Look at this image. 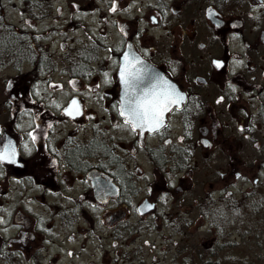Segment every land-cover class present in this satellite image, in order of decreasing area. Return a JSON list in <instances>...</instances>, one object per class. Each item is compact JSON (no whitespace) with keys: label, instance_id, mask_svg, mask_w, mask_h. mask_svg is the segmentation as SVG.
I'll return each mask as SVG.
<instances>
[{"label":"flooded vegetation","instance_id":"flooded-vegetation-1","mask_svg":"<svg viewBox=\"0 0 264 264\" xmlns=\"http://www.w3.org/2000/svg\"><path fill=\"white\" fill-rule=\"evenodd\" d=\"M135 1L0 0V151H16L0 160V264H94L89 244L118 255L124 220L162 264H248L225 259L219 224L249 199L258 230L236 231L264 244V163L248 164L264 158V0ZM125 55L137 92L184 93L158 127L124 115ZM201 215L216 236L195 259L182 240Z\"/></svg>","mask_w":264,"mask_h":264},{"label":"rangeland","instance_id":"rangeland-1","mask_svg":"<svg viewBox=\"0 0 264 264\" xmlns=\"http://www.w3.org/2000/svg\"><path fill=\"white\" fill-rule=\"evenodd\" d=\"M136 4L140 0L135 1ZM133 2L130 5V14L135 15L139 12L138 6ZM129 10V9H128ZM126 10V11H128ZM146 12V11H145ZM90 14V13H89ZM90 17L94 16H89ZM97 22V18L95 20ZM94 21V23H95ZM91 25L89 24V27ZM92 28L95 29V25H92ZM80 31L72 32L76 37L80 35ZM194 159L191 158V161ZM261 163H264V158H259L256 159L255 161L252 158L248 159V164L250 166H257ZM138 165L144 168V171L148 172L146 170L147 168L150 167L149 162L147 159L140 157L138 161ZM195 166V162L194 165ZM191 182L195 183V170L191 171ZM198 178L200 180L204 179L203 172L198 173ZM200 185H202L201 181H198ZM253 201L249 199L246 204H243L242 206L236 208V209H229L228 207L225 208V215L223 216L225 219L230 221H225L224 223L219 224L220 227L223 229H226V231L231 230L232 232L229 234L228 238L226 240H230L231 246L227 251H225L226 254V260L230 262H237L240 259H245L248 264H264V249L262 246L264 244L258 245L257 242L258 240L254 238H250V236L246 239H243L240 233H237L236 228L240 232H244L247 226H254L255 230H258V227L256 226V218H257V213L254 210L253 206ZM200 217H202L203 220H199ZM125 217H122L120 220L124 219ZM199 220V221H198ZM211 219L207 218L206 216H199L198 218L195 219V236L188 238V239H183V246L184 248L190 249L193 247L195 243V247L198 246V248H195V259H197L198 255L196 254L197 251L202 250V252H205V257H208V252L210 251L211 244L213 242V232L215 231V226L211 223ZM234 222V223H231ZM252 222V223H251ZM247 223V224H246ZM108 224L105 225L104 229L106 230ZM230 227V229H227ZM129 225L126 220L122 221L119 227V242H120V249H119V254L113 252L111 254H105L104 251L101 250V248H98V253H92V245L91 243L89 244V250L87 252V258L88 262H91V259H94V264H115L117 262L116 258L119 259V264H134V259L136 260L137 263H147V264H162L164 262V259L167 258V254H159L157 256V253L155 249L147 247V240L146 238H141V239H135L132 240V236L129 234ZM234 236H238L237 239H235ZM241 236V237H240ZM240 237V238H239ZM178 244H180V239L175 238L174 239ZM237 240V241H236ZM90 241V239H88ZM151 244L155 243L154 239H149L148 240ZM167 241H169V244L167 245ZM257 241V242H256ZM107 248L110 247V240H104ZM255 243L257 245H255ZM136 244L138 248L136 250H133L132 245ZM156 244L158 246L167 247V246H173L174 242L172 240H167V239H159L156 241ZM94 245V244H93ZM213 246V245H212ZM142 247H147V249L143 250ZM259 247V249H258ZM187 249L184 250V252L188 251ZM152 250L153 252L148 254V251ZM159 250V248H157ZM167 250L169 251V248L167 247ZM171 257V255L169 256ZM106 260H105V259ZM110 258V260H109ZM134 258V259H133ZM112 259V260H111ZM133 259V260H132ZM187 259V255L184 253V262ZM155 260V263H153ZM174 260V258H173ZM111 261V262H110Z\"/></svg>","mask_w":264,"mask_h":264},{"label":"snow or ice","instance_id":"snow-or-ice-1","mask_svg":"<svg viewBox=\"0 0 264 264\" xmlns=\"http://www.w3.org/2000/svg\"><path fill=\"white\" fill-rule=\"evenodd\" d=\"M114 10V9H113ZM125 59V69L121 70L120 76L124 78L125 84L128 86L130 92L135 93L133 96H128L126 93L125 104L128 111L124 112L134 126L147 124L148 127H158L159 120L162 118L164 110L168 104L178 103L175 99L177 95L182 96V93H175L172 90H157L154 88H144L140 92L136 91L135 81L142 78V73H137L132 70L135 62L131 61L127 55ZM217 65H220L222 61H215ZM234 87V86H233ZM224 97H219V100H223ZM75 104L76 102L73 101ZM10 149V145H5L4 150L0 151V160L9 161L14 160L16 156L15 149Z\"/></svg>","mask_w":264,"mask_h":264},{"label":"water","instance_id":"water-1","mask_svg":"<svg viewBox=\"0 0 264 264\" xmlns=\"http://www.w3.org/2000/svg\"><path fill=\"white\" fill-rule=\"evenodd\" d=\"M175 91V93H182L183 95L182 96H179V95H177L176 97H175V99H178V101H180V100H184L185 99V96H184V93L182 92V91H180L178 88L176 89V90H174ZM173 105V103H171V104H168V106H167V108L166 109H170V107ZM123 111L125 112V111H128V108H127V106H123ZM164 119H165V110H164ZM144 127H148V126H144ZM148 128H150V127H148ZM151 129V128H150ZM145 204V207H148L147 206V203H144Z\"/></svg>","mask_w":264,"mask_h":264}]
</instances>
